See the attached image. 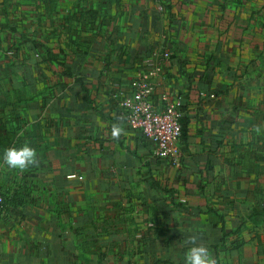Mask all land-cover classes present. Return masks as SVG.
Listing matches in <instances>:
<instances>
[{"label": "crops", "instance_id": "crops-1", "mask_svg": "<svg viewBox=\"0 0 264 264\" xmlns=\"http://www.w3.org/2000/svg\"><path fill=\"white\" fill-rule=\"evenodd\" d=\"M159 50L176 162L121 105ZM24 142L39 165L9 168ZM0 191V264H184L193 234L264 264V0H0Z\"/></svg>", "mask_w": 264, "mask_h": 264}, {"label": "built area", "instance_id": "built-area-1", "mask_svg": "<svg viewBox=\"0 0 264 264\" xmlns=\"http://www.w3.org/2000/svg\"><path fill=\"white\" fill-rule=\"evenodd\" d=\"M169 56L168 51L159 50L154 56L143 59L142 67L131 77L130 92H123L121 105L130 126L141 131L153 142L154 153L176 162L179 158L177 144L183 131L181 99L177 97L168 100L160 108L155 105L153 98L158 84L155 78L162 72L164 61ZM69 176L74 177L76 174ZM3 204L4 195L0 191V216Z\"/></svg>", "mask_w": 264, "mask_h": 264}, {"label": "clouds", "instance_id": "clouds-1", "mask_svg": "<svg viewBox=\"0 0 264 264\" xmlns=\"http://www.w3.org/2000/svg\"><path fill=\"white\" fill-rule=\"evenodd\" d=\"M124 131L125 128L122 124L113 123L110 130V138L118 140ZM255 131L260 133L261 128L257 126ZM3 163L11 169H18L20 171L27 170L30 166H38L37 150L27 142H24L19 147L12 146L6 148L3 153ZM198 240L199 236L196 234L185 238L184 243L189 245V247L184 253V264H217L209 249L205 245L198 243Z\"/></svg>", "mask_w": 264, "mask_h": 264}, {"label": "rangeland", "instance_id": "rangeland-1", "mask_svg": "<svg viewBox=\"0 0 264 264\" xmlns=\"http://www.w3.org/2000/svg\"><path fill=\"white\" fill-rule=\"evenodd\" d=\"M5 10V9H4ZM6 11V10H5ZM71 12H70V10H67V11H62L61 12V15H60V17H61V21H62V23H64L65 25H69V21L72 19V17L73 16H71ZM66 27V26H65ZM66 30H64L63 28L61 29V32H62V34L65 32ZM63 36V35H62Z\"/></svg>", "mask_w": 264, "mask_h": 264}]
</instances>
